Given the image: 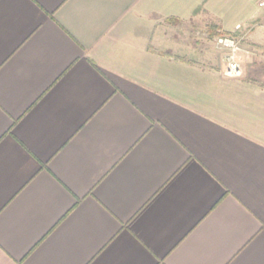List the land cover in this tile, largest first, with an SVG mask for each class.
I'll list each match as a JSON object with an SVG mask.
<instances>
[{"label": "crops", "instance_id": "0c3cea01", "mask_svg": "<svg viewBox=\"0 0 264 264\" xmlns=\"http://www.w3.org/2000/svg\"><path fill=\"white\" fill-rule=\"evenodd\" d=\"M258 2L0 0V264H264V129L184 95L178 36L264 54Z\"/></svg>", "mask_w": 264, "mask_h": 264}, {"label": "rangeland", "instance_id": "374dc122", "mask_svg": "<svg viewBox=\"0 0 264 264\" xmlns=\"http://www.w3.org/2000/svg\"><path fill=\"white\" fill-rule=\"evenodd\" d=\"M178 31V36L190 49L185 57L192 66H200V69H189L184 73L189 78V84L182 87L184 95L193 101L202 99L207 108L210 105L226 107L236 117L233 119L237 126L247 125L263 131L264 54L257 52L245 65L242 77H226L222 54L216 48L215 36L211 35L209 28L190 20L182 23Z\"/></svg>", "mask_w": 264, "mask_h": 264}, {"label": "built area", "instance_id": "2783aa9c", "mask_svg": "<svg viewBox=\"0 0 264 264\" xmlns=\"http://www.w3.org/2000/svg\"><path fill=\"white\" fill-rule=\"evenodd\" d=\"M259 6L264 9V0H259ZM241 24L236 26L239 30ZM216 48L221 52L224 65V75L230 78L242 77L245 65L256 56L253 49L247 47L244 38L238 34L219 33L215 36Z\"/></svg>", "mask_w": 264, "mask_h": 264}, {"label": "trees", "instance_id": "16d2710c", "mask_svg": "<svg viewBox=\"0 0 264 264\" xmlns=\"http://www.w3.org/2000/svg\"><path fill=\"white\" fill-rule=\"evenodd\" d=\"M216 34H217V33H215V32H211V35H212V36H215Z\"/></svg>", "mask_w": 264, "mask_h": 264}]
</instances>
